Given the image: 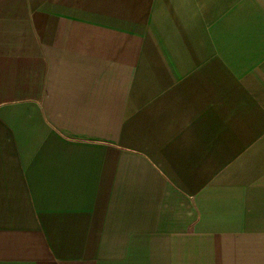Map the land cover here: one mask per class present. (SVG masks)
<instances>
[{
	"label": "crops",
	"instance_id": "crops-1",
	"mask_svg": "<svg viewBox=\"0 0 264 264\" xmlns=\"http://www.w3.org/2000/svg\"><path fill=\"white\" fill-rule=\"evenodd\" d=\"M0 264H264V0H0Z\"/></svg>",
	"mask_w": 264,
	"mask_h": 264
}]
</instances>
